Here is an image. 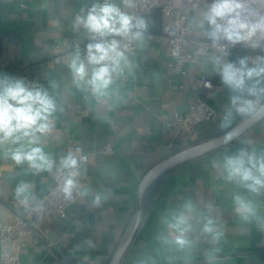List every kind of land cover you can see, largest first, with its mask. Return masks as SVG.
I'll list each match as a JSON object with an SVG mask.
<instances>
[{
    "label": "crops",
    "instance_id": "0c3cea01",
    "mask_svg": "<svg viewBox=\"0 0 264 264\" xmlns=\"http://www.w3.org/2000/svg\"><path fill=\"white\" fill-rule=\"evenodd\" d=\"M94 2L0 0V70L45 87L52 81L57 84L54 95L62 110L50 121V128L56 132L42 137L44 150L57 161V167L59 158L69 153L73 144H80L89 156L82 188L90 189L91 195H80L68 218H32L21 263L111 264L135 225L142 184L157 172L159 175L143 193L141 224L118 264H138L140 260L147 264H208L209 255L214 257L212 264H264L257 254L264 248V230L260 227L264 224V193L255 196L226 182L221 168L213 167V160H222L240 148L264 152V116L251 121L264 99L250 97L256 101L255 110L225 125L228 90L213 72L209 58L218 55L226 61L234 60L215 51L202 66L188 64L187 73L182 74L185 66L172 65L175 58L163 33L165 24L172 23L174 16L162 13L160 17L146 18L149 26L143 44L135 51H127L136 68L134 74L118 81L119 96L114 100L86 101L85 93L73 81L68 63L74 44L90 43L86 30L73 25L76 17L86 14ZM113 2L123 12L131 7L129 0ZM174 6L188 14L191 37H206L207 25L205 29L198 27L204 7L194 8L183 0L174 1ZM148 34H153L152 38ZM251 48L250 66L256 57L264 55L263 50ZM58 55L65 58L56 62ZM204 79L211 80L213 87L205 88ZM199 97L218 110L217 118L188 130L167 125L176 112L187 110ZM108 144L113 151L105 154L102 149ZM196 149V153L160 170L176 156ZM55 173L54 169L34 175L27 164L17 165L0 153V220L12 221L27 215L53 186ZM162 175H166L165 182L146 209V191ZM21 182L30 183L37 197L27 207L16 195ZM96 192L107 193L99 206L92 203ZM236 194L258 205L259 220L246 222L238 216L233 201ZM188 200L214 219L223 235L213 241L200 235L197 225L191 234L194 247L178 252L163 245L158 236L166 231L162 222L165 213Z\"/></svg>",
    "mask_w": 264,
    "mask_h": 264
},
{
    "label": "clouds",
    "instance_id": "9594fccd",
    "mask_svg": "<svg viewBox=\"0 0 264 264\" xmlns=\"http://www.w3.org/2000/svg\"><path fill=\"white\" fill-rule=\"evenodd\" d=\"M205 25L204 34L213 48L225 47L221 41L232 45L245 42L257 48L264 41V0H210L198 21L199 28L205 29ZM81 26L95 42L88 43L83 52L77 47L70 54L68 67L73 81L85 93L86 101L89 98L114 100L119 96L118 81L134 74L136 68L135 61L127 55L128 46L133 42L143 44L149 22L145 17L134 18L121 11L113 0L102 3L96 0L86 14L76 17L73 27ZM209 59L213 72L228 90L223 115L225 125L254 111L256 101L250 97L264 99V55L256 57L252 66L247 58L226 61L216 55ZM56 88L54 81L45 87L11 72L0 73V153L17 165L27 164L34 175L55 169L61 175L58 187L63 199L73 202L75 194L91 195L90 189L81 188L78 179L87 157L69 152L59 158L57 167V161L42 146V137L50 131L51 118L62 110L54 95ZM213 167L221 168L226 182L255 196L264 193V152L240 148L222 160H213ZM16 195L26 207L37 200L28 182L17 186ZM106 195V192H96L92 203L99 206ZM233 201L243 221L259 220L258 205L252 200L236 194ZM162 222L166 231L158 236L159 241L178 252H188L194 247L191 234L197 225L200 235L213 241H219L223 235L216 221L191 200L167 211ZM260 227L264 230V224ZM207 260L212 264L214 257L209 255ZM138 264H147V261L140 260Z\"/></svg>",
    "mask_w": 264,
    "mask_h": 264
},
{
    "label": "built area",
    "instance_id": "2783aa9c",
    "mask_svg": "<svg viewBox=\"0 0 264 264\" xmlns=\"http://www.w3.org/2000/svg\"><path fill=\"white\" fill-rule=\"evenodd\" d=\"M176 0H129L130 8L125 10L128 15L138 18L143 15L150 14L155 10H160L164 14H172L174 16L173 22L165 24L163 33L167 38V47L170 54L175 58L172 65L185 66L181 69L182 74L188 71V64H196L202 66L204 59L211 56L215 51L222 56L230 55V47L243 44L247 47H252L245 42H237L235 45L229 44L227 41H221L222 48H213L212 42L206 37H191L192 29L188 14L183 10H178L174 6ZM187 5L194 8L204 7L206 9L210 0H183ZM26 7V4H22ZM153 34H148V38H152ZM119 39V37H117ZM90 42H95L90 39ZM139 43L133 42L128 46L127 51H135ZM86 45L74 44L76 49L79 47L81 51L85 49ZM192 48V50H189ZM256 49L264 51V41L260 42V46ZM64 55L55 57L56 62L62 61ZM0 73H3L0 70ZM202 85L205 88H212L213 83L209 79H204ZM218 110L205 98L199 97L192 103L187 110L176 112L174 118L167 122L168 126H173L179 130H188L200 122L215 119L218 117ZM56 132L53 128L44 136H49ZM113 147L108 144L102 149L105 154H110ZM69 152L87 157L80 144H73L70 146ZM86 164V163H85ZM84 174V167L81 169V175L78 177L82 188V177ZM61 183V175L56 171L54 175L53 186L38 200L32 207L31 211L23 216L12 221L0 220V264H22L21 251L24 243L28 238V222L36 217L38 220H52L54 217L68 218L70 215L71 206L78 200L80 195L75 194L73 202H67L63 199L59 190Z\"/></svg>",
    "mask_w": 264,
    "mask_h": 264
},
{
    "label": "trees",
    "instance_id": "16d2710c",
    "mask_svg": "<svg viewBox=\"0 0 264 264\" xmlns=\"http://www.w3.org/2000/svg\"><path fill=\"white\" fill-rule=\"evenodd\" d=\"M161 14H162V12L158 9V10H155L154 12H152L150 14L143 15L142 17L148 18V17L153 16V15L160 17ZM251 52H252V48L247 47L243 44H239V45L230 47V56H231L232 60H234V61H238V59H240V58H247L248 59ZM249 66H250V64H249ZM165 179H166V175H162L161 177L156 179L155 182L146 191V194H145L146 195L145 196L146 203L144 204L146 209L151 206L155 195L163 186ZM257 254L261 257L262 260H264V248H261L257 252Z\"/></svg>",
    "mask_w": 264,
    "mask_h": 264
},
{
    "label": "water",
    "instance_id": "95a60500",
    "mask_svg": "<svg viewBox=\"0 0 264 264\" xmlns=\"http://www.w3.org/2000/svg\"><path fill=\"white\" fill-rule=\"evenodd\" d=\"M263 117L264 116V105L262 106V108L259 110V112L256 114V116H254V118L251 120H255L258 117ZM198 150V149H196ZM185 153H182L178 156H176L174 159H178L181 155H183ZM185 157V156H184ZM183 157V158H184ZM181 158V159H183ZM181 159L174 161L175 162H179L181 161ZM171 160V161H172ZM171 161L169 163H165L164 166L160 169L161 171L163 169H168L167 167L170 165ZM159 175V173L157 172H153L152 174H150V176L144 181V183L142 184L141 187V192H140V198H139V203H138V208H137V213H136V221H135V225L133 227V230L131 232V234L129 235L128 239L126 240V242L122 245V247L120 248V250L114 255L111 264H118L121 255L126 251V249L128 248V246L130 245V243L133 240L134 235L136 234L137 229L139 228L141 221H142V199H143V193L146 189V187L151 183V181H153V179H155L157 176ZM150 181V182H149Z\"/></svg>",
    "mask_w": 264,
    "mask_h": 264
},
{
    "label": "bare ground",
    "instance_id": "6f19581e",
    "mask_svg": "<svg viewBox=\"0 0 264 264\" xmlns=\"http://www.w3.org/2000/svg\"><path fill=\"white\" fill-rule=\"evenodd\" d=\"M197 151H198V150H192V151H190V152H187V153L181 155L178 159L172 160L171 162H174V161H176V160H179V159L183 158L184 156H188V155H191V154H193V153H196Z\"/></svg>",
    "mask_w": 264,
    "mask_h": 264
}]
</instances>
